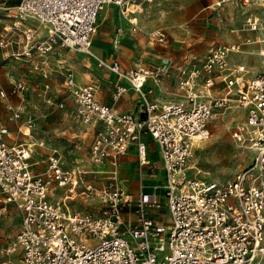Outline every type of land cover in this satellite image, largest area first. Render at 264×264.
Listing matches in <instances>:
<instances>
[{
	"label": "built area",
	"instance_id": "built-area-1",
	"mask_svg": "<svg viewBox=\"0 0 264 264\" xmlns=\"http://www.w3.org/2000/svg\"><path fill=\"white\" fill-rule=\"evenodd\" d=\"M150 1L18 0L14 23L0 33V46L22 44L12 54L17 59L32 49L45 55L57 44L89 55L104 4H116L126 13L131 5ZM25 21L42 26L43 38L34 40L35 28ZM244 29L257 34L211 45L200 60L176 65L183 98L175 101L158 103L145 96L146 78L161 75L163 66L123 70L120 61L97 57V66L116 75L115 100L127 91L122 80L139 95L133 111L100 102L96 85L78 84L66 67L62 87L80 122L92 129L89 161L94 169L67 166L52 150L45 157L47 167L36 170L33 149L8 142L9 129L0 124V213L13 203L21 214L13 239L2 249L3 256L16 254V260L0 264H264V66L249 76L246 65L229 60L230 53L255 43L264 65V14H247ZM148 38L162 42L165 34L155 28ZM24 91L22 80L12 81L8 93L17 100L5 106L14 121L27 107ZM0 96L7 93L0 89ZM232 102L244 119L231 134L252 152L251 161L231 179L200 178L188 165L196 142L210 136L212 120ZM32 125L27 114L18 128L28 134ZM144 134L159 149L164 202L156 184L149 190L140 185L133 195L121 182V156L131 146L140 176L156 170L147 158ZM58 188L61 193L50 197ZM76 203H84L83 208L75 209Z\"/></svg>",
	"mask_w": 264,
	"mask_h": 264
},
{
	"label": "rangeland",
	"instance_id": "rangeland-1",
	"mask_svg": "<svg viewBox=\"0 0 264 264\" xmlns=\"http://www.w3.org/2000/svg\"><path fill=\"white\" fill-rule=\"evenodd\" d=\"M219 1L220 3H217ZM243 5L255 4L259 5L258 10L262 12L264 9L261 3L263 0H235ZM18 0H0V32L2 26L11 23L13 19L14 6ZM226 0H213L209 4L203 2V6L196 9L195 15L189 20H176L174 17L175 10L180 9L181 3L177 0H152L147 5L153 9V13L149 19L153 20L152 28H161L164 31V41L149 40L147 29L140 27L129 30L132 43L139 45V39L143 37L145 45L148 49L147 54L141 55L133 49L116 48L109 56V20L105 19L101 14L98 16L97 22L100 23V31L93 36V51L96 48H102L107 52V56L99 55L103 60L109 61L116 58L128 69L131 65H141L151 67L155 65L163 66L164 73L158 76L162 81L164 93L176 99H182V91L176 86L177 72L176 65L181 61L193 62L200 60L205 55L210 45L221 43L217 35V27L225 21L223 16V7ZM143 3V2H140ZM118 11L120 7L111 3ZM263 13V12H262ZM177 18V17H176ZM239 32L244 30V24ZM108 31V45L99 42L101 37ZM243 36L240 35L239 38ZM10 46H0V89L6 93V97L0 96V124L6 126L9 130L8 142H24L33 149L34 159H38L39 163L34 167L38 170L45 169V157L52 150L58 151L65 165L75 168H90L87 166L89 162V150L92 142V133L86 124L78 119L70 96L57 90L62 82V73L66 67L73 68L75 73L78 72L85 76L87 82L90 80H98L100 84L104 83L110 86V76L105 72L104 67L97 66V60L90 61V56L86 59H80V65L76 66L75 56L79 54L77 51L69 50L59 44L55 45L52 53L48 54L49 69L52 70L50 76L45 78L38 71H34L25 60H17L11 54ZM78 68V69H77ZM48 69V70H49ZM60 70L62 73H60ZM258 68L254 69L257 71ZM22 80L25 84V97L27 99V107L23 113L21 120H12L9 118L10 111L6 109V102H15L17 97L9 94L11 83L14 80ZM45 82L49 83V87H44ZM151 88H149L150 90ZM148 88L145 93L149 97ZM222 91L219 90V95ZM51 97L47 101V97ZM62 102V106L59 105ZM121 100L117 102V105ZM232 106L227 108L225 112L216 117L211 122L210 136L203 141L197 142L196 148L191 154L188 165L191 167V173L196 174L200 178L214 181H225L231 179L240 169L248 165L252 158V152L238 145L232 137L233 128L242 120L243 114L238 107H234L236 102H232ZM30 114L33 118V125L28 134L19 130L18 125L22 122L26 115ZM43 142L39 144L38 142ZM36 142V143H35ZM149 147L153 150L151 157L157 158L156 147L147 141ZM157 161V160H156ZM156 172L154 179H158ZM158 194L161 201L164 202L162 184H157ZM59 188L52 192L54 198L61 193ZM93 206L99 207L100 203L91 201ZM84 203H76L75 209H82ZM94 207V209H95ZM96 211V210H95ZM20 209L10 204L6 211L0 213V262L5 259L16 260V254L9 256L2 255V249L9 244L16 233L20 223Z\"/></svg>",
	"mask_w": 264,
	"mask_h": 264
},
{
	"label": "crops",
	"instance_id": "crops-1",
	"mask_svg": "<svg viewBox=\"0 0 264 264\" xmlns=\"http://www.w3.org/2000/svg\"><path fill=\"white\" fill-rule=\"evenodd\" d=\"M212 1L213 0H177L178 3L184 4V5H181L180 9L178 8V10H175L174 12H172L174 13V17L172 15L171 17L175 18L176 20L192 19L195 15V12L197 11L196 9L203 6V2L204 3L207 2V4H209ZM226 1L227 2L225 3V6L223 7V16L225 18V21L222 24H220L219 27H217L218 39L220 41H224L221 43L229 44L232 42H241L244 40L245 37L252 38L253 35L257 34V32H253L248 29H244L242 30V32H239V30H241L240 28L244 24V18L247 14H249L250 12L257 13V14H264V9H262V12H263L262 13L260 10H258L259 5H255V4L243 5L241 3H238L235 0H226ZM255 1H258V0H255ZM217 3H219V1H217ZM147 4L148 3L143 2V3L136 4V5H132L129 7V11H127L126 14H124L123 11L121 12L118 11L115 6L111 5V3H107L102 6L103 8H101V10L99 11V14H101L105 19L109 20V43L110 44L107 41L108 31L105 34H103L101 37L99 36L98 40L101 44H107V45L109 44V56L111 52H113V50H115L116 48H122V47H125V49L132 48L133 51L141 55H145L149 53L145 45V41L143 37L139 39V43H138L139 45H137L136 43H132L131 39L129 38L130 37L129 30L132 28L140 27L143 30L148 28L146 31L147 35L151 30L155 29V28H152L153 20L149 19L153 13V9L150 8V6ZM261 4L263 5L264 3H261ZM13 21H14V18L11 19L10 21L11 23L3 25L2 30L4 26L6 27L11 26L12 23H14ZM24 25L35 28L36 34H35L34 40H36L37 42L40 39H42L43 36L45 35L44 28L36 22L25 21ZM99 31H100V23L97 22L96 33H98ZM258 33L262 35V33L260 32ZM240 35H242L243 37L239 38ZM92 47H94L93 39H92L91 48ZM9 48L12 50L11 54H13L16 51L17 53L20 52L23 49V46L22 44L13 43ZM52 52L53 50L48 52L45 55H40L38 51H36L35 49H32L30 55H22L21 57H19L18 59L16 58V59L25 60L32 70L38 71L42 75L43 73L46 72V76L44 75L43 76L47 78L52 73V70L49 69L48 60L50 59H48L47 56L48 54ZM92 52L94 53L95 57H99V55H103L104 57L107 56V52L104 51L102 48H96V50L95 51L92 50ZM78 53L79 54L75 56L76 60H78L76 62L77 64H75L77 67L81 66L80 59L83 60V59H86L87 57V54H83L81 52H78ZM94 59H95L94 57L90 56L91 62H94ZM112 59H116V58H112ZM229 60L231 64L232 63H242L246 65V68L249 70V74H248L249 76L254 75L258 71H260L262 69V66H264L262 64V58L258 54V46L255 43L244 44L243 48L239 52L230 53ZM121 62L122 61H120L119 63L123 70H128L135 66H141V65L133 64L131 65L130 68L124 69V66ZM182 62H188V61H181L178 64H181ZM155 66H161V65H155ZM155 66H152V68ZM143 67H148V66H143ZM148 68H151V67H148ZM256 68H258V70L254 71V69ZM71 70L73 71L75 80L78 84L93 83L96 85L97 87L96 96L100 102L109 104L119 111H133L135 109L136 104L140 97L136 92H134L131 89L130 85L125 80H122V83L124 82L125 86L127 87V91L124 92V94H122L120 98L116 100L113 98L112 96L113 82L116 80V75L113 72L107 70L106 68L104 69L105 72L108 73L106 74V77L107 75L110 76L109 78L110 86H106V84L104 83L100 84L99 82H97L98 81L97 79L95 81L90 80L89 82H87V78L85 77H88L86 75L87 74L90 75V73H84V75L85 74L86 75L82 76L79 72L76 74L73 68ZM60 73H62L61 70H60ZM62 77H63V73H62ZM43 84L44 85L47 84L48 85L47 88L49 87L48 82H45ZM176 84H177V81H176ZM147 88L148 90L149 88H151L149 90V93H150L149 97L145 93V90ZM57 90L60 91L61 93H65L68 95L66 90L62 87V82L59 84V87L57 88ZM143 90H144L145 96L149 100H155L158 103H164L167 101H171L173 99V98H169V96H167L164 93L163 91L164 87L162 85V81L158 79V76L157 77H152V76L147 77L144 83V86H143ZM70 100L75 110V105L71 97H70ZM119 100H121V103L117 105V102ZM87 127L88 129H90L92 133L91 127H89L88 125ZM142 139L146 142V145H147V158L152 164H154L156 170L151 175H147V174H144L141 176L139 175V173L137 172L138 169L136 168V152L137 151L135 150L134 146H131L128 149L127 153L121 156V160H120L121 182L123 186L127 188L128 191L133 195L137 194L140 188V185L145 187L144 189L149 190L150 188H152V185L156 184L157 186V184L163 183V171L161 167L160 154H159V149L157 147V144L146 134L142 136ZM147 141H150L151 144L156 147L155 149L157 151V158H156L157 161L153 157H151V152L153 149L149 147ZM38 143L43 144L42 141ZM87 166H89L91 169H94L97 167V166H94L90 161L88 162ZM36 170L38 169L36 168ZM156 172L159 175L158 179H154V177L156 176Z\"/></svg>",
	"mask_w": 264,
	"mask_h": 264
},
{
	"label": "bare ground",
	"instance_id": "bare-ground-1",
	"mask_svg": "<svg viewBox=\"0 0 264 264\" xmlns=\"http://www.w3.org/2000/svg\"><path fill=\"white\" fill-rule=\"evenodd\" d=\"M263 2H264V0H263ZM136 4H139V3H135V4H133V5H136ZM132 6V5H131ZM124 14H126L125 12H123ZM96 30H97V24H96V28H95V33H96ZM94 33V34H95ZM89 56H91V57H94L95 59L97 58V57H95V55H94V53L92 52V49H91V54H89ZM234 107H237L236 105H234ZM197 142H200V141H197ZM197 142H196V144H197Z\"/></svg>",
	"mask_w": 264,
	"mask_h": 264
}]
</instances>
